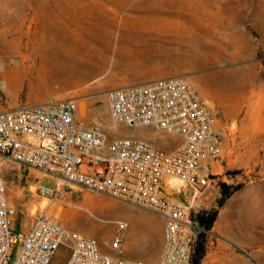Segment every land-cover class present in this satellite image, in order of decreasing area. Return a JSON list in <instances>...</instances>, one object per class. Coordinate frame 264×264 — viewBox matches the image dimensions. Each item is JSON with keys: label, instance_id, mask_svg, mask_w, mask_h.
<instances>
[{"label": "rangeland", "instance_id": "obj_1", "mask_svg": "<svg viewBox=\"0 0 264 264\" xmlns=\"http://www.w3.org/2000/svg\"><path fill=\"white\" fill-rule=\"evenodd\" d=\"M70 61L79 64L73 71ZM173 76L195 85L225 144L205 192L194 199L186 184L168 186L195 218L217 214L197 235L200 264H264V214L251 210L264 202V0H0V111L73 98L79 121L101 126L108 140L132 136L174 151L182 137L116 127L106 102L108 90ZM0 175L17 211L14 233L46 210L104 244L125 221L124 256L162 254L164 220L154 212L86 190L47 200L37 190L54 187L51 178L1 158Z\"/></svg>", "mask_w": 264, "mask_h": 264}, {"label": "built area", "instance_id": "obj_2", "mask_svg": "<svg viewBox=\"0 0 264 264\" xmlns=\"http://www.w3.org/2000/svg\"><path fill=\"white\" fill-rule=\"evenodd\" d=\"M106 102L116 127H151L184 143L169 151L132 136L108 140L101 126L79 121L77 100L64 98L0 111V158L51 178L54 187L41 183L37 190L47 200L86 190L158 214L164 220L159 260L123 255L125 221L116 223L114 239L104 244L46 210L34 214L26 233H14L17 211L0 175V264H58L60 257L64 264H193L197 235L205 229L192 206L165 188L178 180L194 190V199L205 192L211 182L206 168L225 150L217 117L185 76L114 88L106 92Z\"/></svg>", "mask_w": 264, "mask_h": 264}, {"label": "trees", "instance_id": "obj_3", "mask_svg": "<svg viewBox=\"0 0 264 264\" xmlns=\"http://www.w3.org/2000/svg\"><path fill=\"white\" fill-rule=\"evenodd\" d=\"M225 195L226 192H225ZM216 216L217 214L216 213H213L211 215H200L198 216L197 221L198 223L206 230H210L212 229V226L216 220ZM200 237L201 238H204V233L201 232L200 233ZM206 254V248H205V244L203 241L201 242H197L196 244V248H195V251H194V254H193V264H200L201 260L204 258Z\"/></svg>", "mask_w": 264, "mask_h": 264}, {"label": "crops", "instance_id": "obj_4", "mask_svg": "<svg viewBox=\"0 0 264 264\" xmlns=\"http://www.w3.org/2000/svg\"><path fill=\"white\" fill-rule=\"evenodd\" d=\"M41 103H45V101L44 100H41ZM82 124H84V123H82ZM85 125V124H84ZM86 127H92V126H89V125H85ZM210 164H211V166H210ZM208 166H207V171H210L211 170V167L213 166V163H210ZM20 166V165H19ZM21 167H23V166H21ZM24 168H26V167H24ZM172 182V180H170L169 181V184ZM165 193L166 194H168V195H170V196H172V197H174V195H172L171 194V189L170 188H165ZM175 198V197H174ZM177 199V198H176ZM7 200H8V196H7ZM8 202H9V200H8ZM159 252H160V250H159ZM141 254H140V259H145V260H147V261H158L159 260V258H160V255L159 254H155V255H152V254H149L148 253V250H146V251H142V252H140Z\"/></svg>", "mask_w": 264, "mask_h": 264}, {"label": "bare ground", "instance_id": "obj_5", "mask_svg": "<svg viewBox=\"0 0 264 264\" xmlns=\"http://www.w3.org/2000/svg\"><path fill=\"white\" fill-rule=\"evenodd\" d=\"M221 50V49H220ZM220 55V54H219ZM222 55V54H221ZM218 58V57H217ZM69 63V62H68ZM78 62H76V61H70V63L69 64H67L66 66H68V68H67V71H73L75 68H77L78 67ZM43 207H45V206H43ZM251 209V208H250ZM252 210V212H254V213H256L257 215H259V214H261V213H263L264 214V202H260V204H259V206H258V208H252L251 209ZM231 215L232 214H229L228 216H227V218H230L231 217ZM233 216V215H232ZM263 220H264V218H263ZM263 232V231H262ZM261 233V232H260ZM264 234V233H263ZM263 237H262V239H263V241H264V235H262ZM262 247V246H261ZM263 252V251H262Z\"/></svg>", "mask_w": 264, "mask_h": 264}]
</instances>
